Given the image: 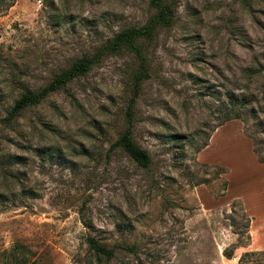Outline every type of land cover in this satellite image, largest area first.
<instances>
[{"label":"rangeland","instance_id":"rangeland-1","mask_svg":"<svg viewBox=\"0 0 264 264\" xmlns=\"http://www.w3.org/2000/svg\"><path fill=\"white\" fill-rule=\"evenodd\" d=\"M159 1L171 19L137 54L110 43L152 0H0V264H264V162L245 134L264 142V0ZM83 56V75L8 117ZM141 61L145 167L112 145ZM228 97L250 101L245 121L226 120ZM87 235L130 249L96 260Z\"/></svg>","mask_w":264,"mask_h":264},{"label":"trees","instance_id":"trees-1","mask_svg":"<svg viewBox=\"0 0 264 264\" xmlns=\"http://www.w3.org/2000/svg\"><path fill=\"white\" fill-rule=\"evenodd\" d=\"M152 4L156 7L155 13L151 16L148 23L140 27H130L118 31L112 38L110 47L112 49H118L120 47H126L130 50L135 51L138 54V49L136 45V39L142 36H148L151 30L156 25H166L171 19V13L168 5L161 3L159 0H152ZM92 62L91 58L80 57L74 62H72L67 68L61 70L59 73L55 74L51 80L41 87L37 91H24L12 104L8 117H13L14 115L20 113L24 108L39 103L43 98H45L49 93L63 87L66 83L71 81L77 76L83 75L89 68ZM139 72L133 76V95L129 98L125 109V120L126 126L121 134L112 143L113 146L121 149L132 161L141 167H145L149 163V156L147 152L140 148L131 137V106L133 104L134 98L138 92L139 81L147 76V72L144 63L141 61L139 65ZM237 99V100H236ZM236 99L227 98L225 116L226 120L230 118H238L245 121L242 115L247 110V106L250 103L249 100L244 99V97H238ZM247 112V111H246ZM264 112V110H262ZM255 111L250 108V116L254 117ZM245 133V132H244ZM251 139L252 151L256 155L257 161L260 163L264 162V150L261 152L258 150L259 143L264 144V142L256 140L255 135L251 133H245ZM87 244V249L90 253L99 260L103 258L104 260H110L114 256V252L117 248L123 250H129L130 247L121 244H113L112 246H106L96 240L94 237L87 235L85 237ZM264 252V251H263ZM247 254V253H246Z\"/></svg>","mask_w":264,"mask_h":264}]
</instances>
